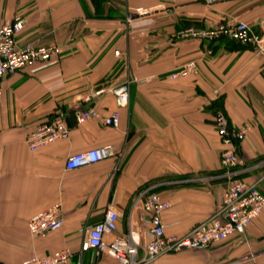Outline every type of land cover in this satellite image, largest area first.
Wrapping results in <instances>:
<instances>
[{
  "label": "crops",
  "instance_id": "1",
  "mask_svg": "<svg viewBox=\"0 0 264 264\" xmlns=\"http://www.w3.org/2000/svg\"><path fill=\"white\" fill-rule=\"evenodd\" d=\"M14 15L26 20L21 43H54L60 52L1 80L0 264L62 248L80 264H119L82 248L84 228L113 205L121 214L118 230H126L133 197L149 183H158L156 190L171 202L161 215L166 234H183L205 220L227 185L224 145L213 124L217 110L232 126L251 124L237 146L254 163L245 180L264 173V163H256L264 157V51L227 38L178 34L243 20L264 44V0H0V24ZM191 59L197 74L169 76ZM123 81H129V101L118 108L109 89ZM99 89L105 90L94 95ZM79 105L99 115L78 122ZM113 110L118 126L104 125L101 117ZM57 114L66 136L29 149L27 134ZM103 145L116 154L65 168L68 154ZM259 189L264 193V182ZM55 203L61 226L44 236L29 233L27 219ZM156 264H264V209L243 233L162 254Z\"/></svg>",
  "mask_w": 264,
  "mask_h": 264
},
{
  "label": "built area",
  "instance_id": "2",
  "mask_svg": "<svg viewBox=\"0 0 264 264\" xmlns=\"http://www.w3.org/2000/svg\"><path fill=\"white\" fill-rule=\"evenodd\" d=\"M137 12L141 14L146 11L138 9ZM25 26L26 20L21 15H14L10 21L0 24V97L1 80L4 75L23 69L32 63L47 61L60 52V48L54 43L46 45H37L34 42L21 43L18 35ZM178 34L182 37L207 41L227 38L242 44L255 45L264 51L262 39L243 20L218 23L208 29L187 27ZM115 52L118 53L117 50ZM197 73V62L191 59L172 70L169 76L178 78ZM104 90L99 89L94 95ZM109 90L114 95L116 107L120 108L128 104L129 81H123ZM98 115L93 107L85 108L79 105L75 110V118L78 122ZM101 122L104 125L117 127L119 124L117 110L102 116ZM213 124L224 145L220 154V164L222 175L227 180L217 209L183 234H166L161 215L170 209L171 202L156 190L158 183H149L140 187L133 197L126 230H118L117 221L121 215L120 211L109 205L101 220L84 228L85 238L82 248L92 249L96 254L105 252L114 257L119 264H156L162 254L207 248L214 242L226 239L232 233H243L264 209V193L259 189V184L264 182V173H258L250 181L245 180V176L253 171L254 163L248 164L237 149L248 134L251 124L245 122L238 127L232 126L221 110L215 112ZM66 134L67 124L64 118L57 114L36 125L27 134L26 143L29 149L35 150L65 137ZM115 154L111 145L93 147L68 154L64 166L73 169ZM257 162L264 163V157ZM62 222L60 204L55 203L31 215L26 225L32 235L44 236L59 228ZM73 259L74 252L69 248H62L49 254L26 259L22 264H80V261L74 262Z\"/></svg>",
  "mask_w": 264,
  "mask_h": 264
},
{
  "label": "rangeland",
  "instance_id": "3",
  "mask_svg": "<svg viewBox=\"0 0 264 264\" xmlns=\"http://www.w3.org/2000/svg\"><path fill=\"white\" fill-rule=\"evenodd\" d=\"M128 20L130 19V17L127 18Z\"/></svg>",
  "mask_w": 264,
  "mask_h": 264
}]
</instances>
